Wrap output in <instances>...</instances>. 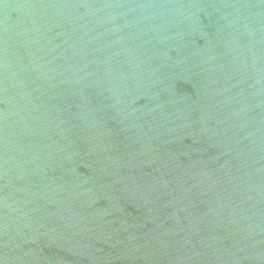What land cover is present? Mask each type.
Returning <instances> with one entry per match:
<instances>
[{
    "label": "water",
    "instance_id": "obj_1",
    "mask_svg": "<svg viewBox=\"0 0 264 264\" xmlns=\"http://www.w3.org/2000/svg\"><path fill=\"white\" fill-rule=\"evenodd\" d=\"M0 264H264V0H0Z\"/></svg>",
    "mask_w": 264,
    "mask_h": 264
}]
</instances>
